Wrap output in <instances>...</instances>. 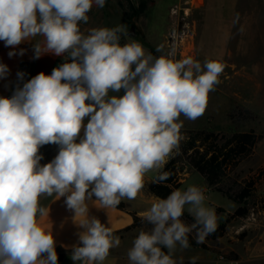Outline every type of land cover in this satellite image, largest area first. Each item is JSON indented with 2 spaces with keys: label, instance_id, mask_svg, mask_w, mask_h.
I'll list each match as a JSON object with an SVG mask.
<instances>
[{
  "label": "clouds",
  "instance_id": "clouds-1",
  "mask_svg": "<svg viewBox=\"0 0 264 264\" xmlns=\"http://www.w3.org/2000/svg\"><path fill=\"white\" fill-rule=\"evenodd\" d=\"M105 4L0 0V41L13 49L9 57L37 36L44 47L32 44L34 58L66 57L50 75L25 81L17 72L11 97H0V264H58L53 233L37 221L50 216L40 199L54 194L64 197L73 221L84 217L75 223L82 231L71 249L74 264H103L121 239L89 215V203L109 208L135 199L144 174L178 147L180 116H202L221 82L223 68L214 60H176L174 49L154 56L138 41L121 44L123 25L82 32L93 6ZM9 72L0 63V79ZM48 144L59 151L42 165L39 150ZM205 200L201 187L189 185L152 204L143 217L151 227L134 238L129 264H184L174 256L190 248L189 235L195 232L196 243H203L217 227ZM185 210L191 224L182 219Z\"/></svg>",
  "mask_w": 264,
  "mask_h": 264
},
{
  "label": "rangeland",
  "instance_id": "rangeland-1",
  "mask_svg": "<svg viewBox=\"0 0 264 264\" xmlns=\"http://www.w3.org/2000/svg\"><path fill=\"white\" fill-rule=\"evenodd\" d=\"M140 1L106 0L105 6L98 9L99 13L111 12L114 20H122L126 33L121 36V44L135 40L146 52L160 48L161 51H157L160 54L174 49L176 60L187 57L201 63L214 60L223 68L219 76L221 82L209 93L204 114L196 120L180 116L177 122L181 125V139L165 159L178 152L185 131L208 129L231 134L254 130L264 134V0H154L155 4L145 14L133 20L134 27L127 25L130 2L138 6ZM94 11L95 6L88 15ZM247 17L253 19L251 24L246 23ZM236 107L251 110L253 117L232 122L230 114ZM259 177L263 179L247 204L248 215L233 219L224 238L213 240L207 236L198 246L178 249L175 257H197L196 264H222L221 256L243 264H264V139L255 154L224 178L218 188L211 187L185 162L180 190H186L189 185L201 187L205 204L215 210L219 226L244 206L223 192L234 194L246 182ZM218 208L225 212L218 213ZM191 235L196 242L195 232ZM202 244L209 249L202 248Z\"/></svg>",
  "mask_w": 264,
  "mask_h": 264
},
{
  "label": "crops",
  "instance_id": "crops-1",
  "mask_svg": "<svg viewBox=\"0 0 264 264\" xmlns=\"http://www.w3.org/2000/svg\"><path fill=\"white\" fill-rule=\"evenodd\" d=\"M98 9L99 8L95 6V11L88 15V22L79 25L82 32L87 34L88 30L91 28H112L117 25H122V20H114L111 16V12L101 11L99 13ZM252 20L251 17L245 18L246 23L251 24ZM36 43H40L43 48V37L37 36L35 38H30L29 41L18 45L15 49L16 54L9 57L8 53L13 51V49L11 47H5L4 42L0 41V63L6 64L10 70L6 79H0V97H11L18 83L16 76L17 72L23 71L26 74L25 81H27L41 72L49 75L55 67L66 61V57H57L51 53H42L43 56L39 59L34 58L35 53L32 44ZM21 50H23V54H21ZM39 151L40 154L43 155V159L40 161L43 165L55 158L58 154L59 146L48 144L42 146ZM168 160L164 159L158 171V167H156L145 173L143 182L150 183L154 181ZM93 199H95V197H93ZM158 199L159 198L150 194L145 189H142L135 199L121 200L126 206L123 210L116 207L104 208L99 202L89 203V215L97 217L121 239V244L118 247L110 249L109 257L103 264H129L127 252L132 246L134 238L138 235L140 230L143 229L147 231L150 229L146 226L133 228L135 222L134 215L143 218L145 212L152 204L157 202ZM40 204L50 209V216H38L37 221L39 226L53 233L56 241L55 247L57 255L62 256L61 260L58 259V264H74L71 259V249L73 245L79 242L77 233L82 231L75 223H79L84 217L78 216L73 221L72 217L74 216V212L67 208L64 203V197L59 198L55 194L52 197H42L40 199ZM174 258L179 260L175 256ZM183 260L184 264H188L190 258ZM220 263L222 262L220 261ZM77 264H79V262H77Z\"/></svg>",
  "mask_w": 264,
  "mask_h": 264
},
{
  "label": "trees",
  "instance_id": "trees-1",
  "mask_svg": "<svg viewBox=\"0 0 264 264\" xmlns=\"http://www.w3.org/2000/svg\"><path fill=\"white\" fill-rule=\"evenodd\" d=\"M155 4L154 0H142L138 6L130 2V11L127 15V25L134 27V19L145 14L148 8ZM122 7V3L119 2ZM150 53L154 56L161 55L154 48H150ZM253 117V112L249 109L236 107L230 114L232 122H239ZM264 134H258L254 130L248 132L236 131L231 134L215 132L208 129H197L185 131L182 136V142L179 150L166 162L160 173L154 181L144 182L146 191L157 198H166L171 192L180 190L183 186L185 174V162L190 165L196 172L200 173L211 187L218 188L224 178L234 172L244 160L252 157L259 144L263 141ZM163 177V179L161 178ZM262 178L252 179L234 194L223 192L234 202L244 205L240 206L234 214H230L225 223L216 227L214 233L208 235L210 239L220 240L227 233V227L230 222L238 217H245L249 213L247 204L254 196L257 184ZM116 208L125 209V203L120 202ZM218 213H224V209L218 208ZM183 218L188 224L193 222V217L187 212ZM134 227L146 226L151 227L143 219L134 215ZM190 246H198L192 235H189ZM202 248L209 249L207 245L202 244ZM61 260L62 256L59 255Z\"/></svg>",
  "mask_w": 264,
  "mask_h": 264
},
{
  "label": "built area",
  "instance_id": "built-area-1",
  "mask_svg": "<svg viewBox=\"0 0 264 264\" xmlns=\"http://www.w3.org/2000/svg\"><path fill=\"white\" fill-rule=\"evenodd\" d=\"M60 65V64H59ZM58 65V66H59ZM51 74V73H50ZM49 74V75H50ZM220 261L222 262V263H224V264H242V263H240V262H238V261H234V260H229V259H227L225 256H221L220 257Z\"/></svg>",
  "mask_w": 264,
  "mask_h": 264
}]
</instances>
